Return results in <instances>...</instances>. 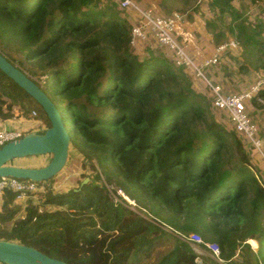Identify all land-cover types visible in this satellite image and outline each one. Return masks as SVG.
<instances>
[{"label":"trees","instance_id":"1","mask_svg":"<svg viewBox=\"0 0 264 264\" xmlns=\"http://www.w3.org/2000/svg\"><path fill=\"white\" fill-rule=\"evenodd\" d=\"M246 2L249 9L264 8V0ZM187 5L159 0L164 16ZM209 6L241 18L232 0ZM180 11L182 21L192 22ZM122 13L112 0H0V39L17 54L2 56L52 100L67 130L70 123L69 150L81 158L75 156L69 170L88 162L95 172L93 182L72 176L66 192L39 183L38 204L31 195L16 201L5 190L0 240L67 264H197L188 241L196 234L216 244L225 262L255 241L264 264V186L248 171L239 134L215 121L209 87L206 95L195 93L193 76L175 67L162 47L156 56L150 49L142 56L132 51L131 25ZM260 22L225 26L240 43L239 55L251 59L240 73L264 74V56L255 57L264 46ZM205 27L209 34L217 29L209 21ZM226 41L221 29L213 35L215 46ZM6 103L23 113L37 107L49 127L41 109L0 71V119L10 116L2 110ZM117 189L135 202L136 212Z\"/></svg>","mask_w":264,"mask_h":264},{"label":"built area","instance_id":"2","mask_svg":"<svg viewBox=\"0 0 264 264\" xmlns=\"http://www.w3.org/2000/svg\"><path fill=\"white\" fill-rule=\"evenodd\" d=\"M112 1L120 9L127 11L130 9L134 10V20L130 23V48L133 50L140 45L149 47L150 44L155 43V45L162 47L166 51L175 67L188 71L195 80L203 79L210 89L213 109L227 115L232 130L259 150L262 143L257 133V127L249 115L248 104L253 99H257L264 91V77H256L251 86L245 91L231 92L225 90L219 83H209L208 79L201 72V68L216 67L226 52L234 51L236 53L240 48V43L235 39L227 40L214 47L211 57L202 60L199 64H195L186 53L183 43L179 42L174 35L176 24L183 20V16L180 13L173 12L169 16L157 15L150 10H139L132 4L131 0ZM31 116L38 120L39 129L43 132L45 128L40 123L41 119L38 112L32 110ZM22 135L16 131H0V147L10 141L19 139ZM38 184L28 180L0 178V200L4 191L9 190L15 194L16 201H22L40 190L41 187ZM117 194L126 203L127 208H132L130 210L136 212L134 201L125 196L121 190L117 191ZM188 241L191 246L203 247L218 262H221L219 258L220 250L216 244L206 243L196 234L190 235ZM247 243L254 249H257L255 241L249 240Z\"/></svg>","mask_w":264,"mask_h":264},{"label":"rangeland","instance_id":"3","mask_svg":"<svg viewBox=\"0 0 264 264\" xmlns=\"http://www.w3.org/2000/svg\"><path fill=\"white\" fill-rule=\"evenodd\" d=\"M189 1V5H187V7H182V9H177L178 6H173L171 9V12H180V10H184V14L185 15H190L191 14V10L189 9H195L196 13H194L193 15L191 14L192 17V22L189 23H196L202 25V23L204 22V28H205V32H206V36L209 39H212L213 41V35L218 34V31L221 29L223 30V32H225L226 36H227V40L230 39H234V37H231V35L226 31L225 26H228L230 24H235L238 23L240 20L244 19L246 25H256L258 24V22H262V37L260 38V43L264 44V8H252L249 9L250 5L247 4L246 0H232V5H234L235 9H238V14L240 13L241 18H237L236 15H228L227 13L224 14H219L218 13V9L217 8H211L209 5L212 3V0H188ZM132 4L135 6L139 7L144 3H146V1L144 0H131ZM135 6V7H136ZM189 8V9H188ZM236 14V13H235ZM122 15L127 18V21L129 23H131L130 20H134V10L130 9V10H126V13H122ZM209 21L211 23H213L214 25H216L217 29L214 30V34H209L206 31V27L205 24L206 22ZM188 22V21H187ZM260 22V23H261ZM4 38V37H3ZM180 42V40H178ZM5 41L4 39H0V52L1 55H5V56H13V55H17L15 54L12 50L9 49V47L5 48L3 47ZM215 47V45H214ZM146 49H150L152 50L151 52L154 54V56H156L159 52H161L162 50H160L158 48L157 45L154 44H150L149 48L146 45H140L139 47H137L136 49H133L132 51L134 53H136L137 55H144L146 53ZM238 53H235L234 51H230V52H226L223 57L221 58V61L218 62V65L215 67L217 68L215 70V73H213V75L217 76L215 78L218 79V81L223 85V88L227 91H232L234 89V87L236 85H240V84H245V82L250 81L251 78H261L264 77V74H261V76L259 77L260 74H256L254 72H248V73H240L239 72V67H241L243 64L250 66L251 65V59L249 57V55H239V50L237 51ZM255 57H260L261 59H263L264 56V46L262 47V49L260 50V52L255 51ZM189 55V53H187ZM166 58L170 59V57L167 56V54L165 53ZM256 65L257 61H253L252 65ZM189 75V74H188ZM254 76V77H253ZM191 77V76H190ZM192 80V78H191ZM253 80V81H254ZM192 89L194 90L195 93H200L203 95H206L205 93H207V90H205V87L207 86L206 83L204 81H202L201 79L198 80H192ZM33 106H36L35 104H33ZM213 109L210 107V111L212 112L215 121H217L220 124H223L226 131L227 132H231L232 127L231 124L229 122L225 121V117L221 116H216V110L212 111ZM248 111H249V115L252 119V121L254 122V124L257 127V133L259 135V138L261 140V148L259 150H257L256 148H254L251 144L247 143V140H245L241 135H238L239 140L242 142L243 145V149L246 155H248V171L257 179L258 182H260L263 186H264V99L262 97H258L257 99H253L252 101L249 102L248 104ZM68 123V130H70V123ZM230 124V125H229ZM251 145V146H250ZM253 147V149H255V153L252 152L253 149L250 150V148ZM69 158L67 161V167L69 165V162L71 160H74L75 156L80 157V155L73 149L70 148L69 152H68ZM234 155V154H233ZM235 157V163L237 161V155H234ZM81 158V157H80ZM50 161V156L49 155H43V156H38V157H32V158H26L24 160H21L19 162H13L12 165L16 166L17 164H23L26 165L30 168H41L43 166H45L48 162ZM65 165V166H66ZM80 165V164H79ZM65 169V168H64ZM62 173V172H60ZM75 173V177L78 181H86V182H93V177H94V171L92 172V170L89 168V163L86 162L85 163V167L81 166L77 168V171L74 172ZM60 175V174H57ZM56 175V176H57ZM82 175H85L86 178H84ZM55 176V177H56ZM54 179V178H53ZM54 180H50L47 181L44 185L42 186L44 188H50L53 192H66L69 189H71V187L74 185L73 183H63L62 181L58 183V185H54L53 184ZM40 188V190L35 193L32 194L31 196V200L34 202V204H38L40 201H43V197L41 198V196L44 193V188ZM113 189L115 187H112ZM117 191H119L117 189ZM111 198L114 202H117L118 199L114 198L111 195ZM26 206V203L22 205L23 209ZM132 209V208H130ZM135 210V208H134ZM132 211V210H131ZM136 211V210H135ZM19 214H24V211L21 210ZM261 222L264 225V216L263 218L261 217ZM7 225V224H6ZM5 225V226H6ZM10 224H8L9 226ZM254 244V243H253ZM145 261V260H144Z\"/></svg>","mask_w":264,"mask_h":264},{"label":"water","instance_id":"4","mask_svg":"<svg viewBox=\"0 0 264 264\" xmlns=\"http://www.w3.org/2000/svg\"><path fill=\"white\" fill-rule=\"evenodd\" d=\"M0 71L24 91L46 116L49 127L41 133L29 132L0 147V178L44 183L53 179L68 161L70 135L60 112L52 100L25 73L0 54ZM49 155L41 168H25L11 164L24 158ZM0 264H67L38 250L11 241L0 240Z\"/></svg>","mask_w":264,"mask_h":264},{"label":"crops","instance_id":"5","mask_svg":"<svg viewBox=\"0 0 264 264\" xmlns=\"http://www.w3.org/2000/svg\"><path fill=\"white\" fill-rule=\"evenodd\" d=\"M144 1H146V3L145 4L143 3L139 7V10L141 11L150 10L154 14L162 15L161 9L159 7V0H144ZM174 35L178 40H180V42L183 43V45L185 46L186 53H189V56L191 57V59L193 60L195 64H199L202 60L207 59L212 56L214 44H213L212 39H209L206 36L204 22L202 23V25L199 26V24H196L194 22L191 24L187 22L186 20L180 21L176 24ZM167 56L169 57L168 54ZM216 69L217 68L215 67L203 68L202 74L204 75L205 78L208 79L209 83L221 84L218 81V79L215 78L217 76L213 75ZM253 80L254 78H251V80L245 82L244 85L243 84L236 85L231 92H241V91L247 90L253 83ZM2 110L4 114L8 112L10 116L6 119H0V131H16L21 134H26L29 132L41 133V130L39 129L38 120L31 116L32 110H35L36 112H38L37 107H33L31 110L23 113L19 107L10 105V103H6L2 106ZM40 123L42 124L43 128H45L42 123V120L40 121ZM247 143L249 142L247 141ZM251 149H253V147H251L250 150ZM252 152L255 153V149H253ZM24 159L15 160L13 162L14 163L19 162ZM70 162H69V165H70ZM16 166L30 168L23 164L21 165L17 164ZM64 168L65 169L61 171L62 173H59L60 175H57L56 177H54L53 179L54 185H58V183L61 181L62 182L64 181L63 183L65 182L68 183L70 178L72 176H75V173L70 171L69 167L67 169V165ZM248 244L249 243H247V245ZM191 248L196 254L197 264H260V262H258L259 260L257 258L256 249H254L253 247L249 245H248V248H246L245 245L240 247V250L237 251L238 254H236L233 257V259L229 262H225L223 260L221 262L220 261L218 262L201 246H191Z\"/></svg>","mask_w":264,"mask_h":264},{"label":"bare ground","instance_id":"6","mask_svg":"<svg viewBox=\"0 0 264 264\" xmlns=\"http://www.w3.org/2000/svg\"><path fill=\"white\" fill-rule=\"evenodd\" d=\"M204 68H206V67H204ZM202 69H203V68H201V72H202Z\"/></svg>","mask_w":264,"mask_h":264}]
</instances>
